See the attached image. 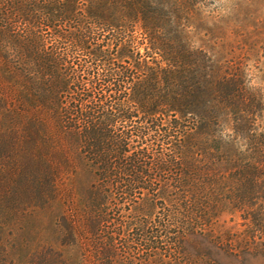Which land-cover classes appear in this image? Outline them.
I'll return each instance as SVG.
<instances>
[{
	"label": "trees",
	"instance_id": "obj_1",
	"mask_svg": "<svg viewBox=\"0 0 264 264\" xmlns=\"http://www.w3.org/2000/svg\"><path fill=\"white\" fill-rule=\"evenodd\" d=\"M209 2L0 0V264L264 257V91Z\"/></svg>",
	"mask_w": 264,
	"mask_h": 264
},
{
	"label": "rangeland",
	"instance_id": "obj_2",
	"mask_svg": "<svg viewBox=\"0 0 264 264\" xmlns=\"http://www.w3.org/2000/svg\"><path fill=\"white\" fill-rule=\"evenodd\" d=\"M207 4V7L203 8L205 14L211 15L220 9L227 14L225 24L229 39L225 44L224 53L221 56L219 53V58L226 56L232 60V63L241 62L246 72V81L264 91V0H217ZM216 25L213 34L206 31V25L199 26L200 40L194 39L195 44L214 48L213 46L220 42L222 36L220 25ZM28 238L30 246L34 247L37 240L36 223L31 225ZM16 256L21 257L22 254ZM71 260V264H84V251L73 254ZM223 262L224 264H264V257L256 255L248 256L241 261L225 259Z\"/></svg>",
	"mask_w": 264,
	"mask_h": 264
}]
</instances>
